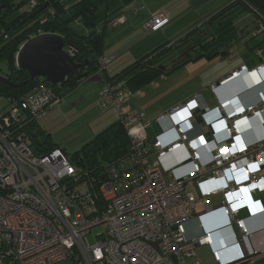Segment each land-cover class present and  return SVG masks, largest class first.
I'll use <instances>...</instances> for the list:
<instances>
[{"label":"built area","instance_id":"2783aa9c","mask_svg":"<svg viewBox=\"0 0 264 264\" xmlns=\"http://www.w3.org/2000/svg\"><path fill=\"white\" fill-rule=\"evenodd\" d=\"M42 1L27 0L22 5L27 8L19 10L31 14ZM117 23L123 18L111 25ZM168 23L167 16L152 15L143 30L156 32ZM254 36L263 37L264 51V23ZM66 52L73 56L72 50ZM107 62L98 60V72ZM251 75L255 85L245 92L264 85V57L253 69L240 65L230 71L210 90ZM124 93V82L112 81L99 95V107L111 106L128 137L126 153L109 165L102 163L100 178L80 169L59 148L38 153L33 147L29 124L60 102L48 85L40 82L20 101L8 99L0 109V264H199L193 248L211 249L213 239L201 226L197 237L187 238L185 225L196 217L198 206L202 216L220 210L238 229L241 244L248 241L245 219L264 213V91L255 92L253 103H241L237 96L212 109L196 94L150 122L143 112L122 110ZM196 111L202 119L198 125L205 120V134L192 135ZM251 120L261 136L246 143L241 125ZM153 123L159 134L151 139L147 128ZM168 134L174 139L164 143ZM180 150L186 158L164 171L160 160ZM185 167L184 174H177ZM213 197L220 199L219 206L211 205ZM100 226L105 230L90 243L88 237ZM248 254L255 252L249 249ZM211 255L219 264L220 254L211 250ZM241 258L242 251L232 262Z\"/></svg>","mask_w":264,"mask_h":264},{"label":"trees","instance_id":"16d2710c","mask_svg":"<svg viewBox=\"0 0 264 264\" xmlns=\"http://www.w3.org/2000/svg\"><path fill=\"white\" fill-rule=\"evenodd\" d=\"M134 1L61 0L57 2L54 0H43L40 6L42 7L44 4L49 3L47 11L29 19L32 13L18 14L17 8L19 5L15 1L0 0L2 9H7V12H15L10 19L11 21H3L0 18V32H3L0 35V64L7 62L9 66L8 72L5 75L0 74V77L12 83L20 84L14 88L0 82V97L18 102L36 84L41 82L48 85L61 101V96L72 91L78 86L80 81L70 77L61 85L53 86L48 84L43 78L30 80L26 71L16 67L15 56L19 48L34 36L46 33L57 34L63 39L64 50L73 51L75 63L82 65L85 61L88 62V66L81 68L79 72H86L88 77L93 76L98 70V60L104 47L103 34L96 30L97 27L105 26L108 23L111 24L112 20L108 21L110 18L117 17L116 20L121 18L120 15L124 13L123 9ZM26 2L27 0H21V4ZM68 2L71 3L68 5ZM66 5H68L67 8H64ZM246 11H254L264 18V0H228L214 13L204 18L203 21H199L198 26L193 27L186 36L176 40L170 47H167L168 43L166 42L161 44L120 73L107 78V82L123 81L127 86L132 85L134 87L147 85L158 75L157 65L160 61L168 57V55H172L171 51L176 45L182 44V50L175 52V56H177V53L179 55L183 51V44L186 42L188 46L201 45L200 49L197 50L198 55L206 57L215 55L227 41L234 38V22ZM202 27H208L210 30L211 39L208 42L198 39V34L201 33ZM194 35L197 37L192 39V37H195ZM180 64L181 60L172 62L170 71L177 68ZM38 120L32 121L28 128L32 136L33 147L36 148L38 153H46L58 148L51 143L50 133L38 128ZM127 148L128 137L120 123L116 121L110 127L94 135L77 152V161H72L94 178H100L99 171L104 168V165L100 162L101 154L107 153L111 159H118L126 153Z\"/></svg>","mask_w":264,"mask_h":264},{"label":"crops","instance_id":"0c3cea01","mask_svg":"<svg viewBox=\"0 0 264 264\" xmlns=\"http://www.w3.org/2000/svg\"><path fill=\"white\" fill-rule=\"evenodd\" d=\"M70 3L71 2H68V5ZM16 4L19 5L17 8V13L20 14L21 12L19 9L23 4H21V1L17 2ZM48 7L44 11H47ZM128 8L129 9L132 8L131 13L134 17H137L139 15L138 14L139 11H142L141 13L145 15V20L140 25L142 27V30H143V25L150 19L152 15L161 14V15L167 16L168 18V12L162 11V8L160 9L159 7L147 6L141 0L139 1L135 0L133 3L127 5L123 9V12L126 11ZM43 12H41L40 14H42ZM123 14L120 15L121 18H123V23H117L114 26L108 23L105 26L103 25L101 26V31L99 30V27H97L98 29L96 30L99 33H102L105 35L108 30H115L118 27L125 25L127 20L125 19ZM245 16L246 18L242 20L240 23H245L248 20V17L250 16L254 18L253 20H248V22L246 23L247 24L246 26H248V30L247 29L244 30L243 28L244 26L237 25L234 22V26H235L234 38L230 41H227L224 44V46H222L218 50V53H216L215 55L210 56V57L198 55L197 53L198 49L195 51L196 53L190 52L188 58L187 57L185 58L184 51L179 53V55L177 53V56H175L176 53H174L173 54L174 59L172 62H175V60L176 61L181 60V64L177 68L172 69L170 71V69L168 70V69H165L164 67L161 68L160 66H158L165 59L164 58L157 65V70L159 71L158 75L147 85H144L142 87L141 86L134 87L132 85L127 86V84L124 83V86H125V93H124V100H123V110L125 108L124 112L127 113L128 115H132L136 112H143L145 122H150L152 119L156 118L160 114H163L169 109H171L172 107L183 103L188 98L196 94L200 95L201 102L209 109L214 108L217 102L219 101L227 100V99L237 97V96L239 97V99L242 100V101L239 100L241 103L244 102L245 104H247V103L255 102V99H256L255 92L257 90L264 91V85L258 86L251 92H245L247 87H251L255 85L256 78L252 75L243 76L241 79L233 81L226 86L219 87L213 93L210 90V86L215 85L218 82V80L226 76L230 71L237 69L240 65H246L249 69H253L261 62V59L264 57V51H262L263 37L254 36L255 29L264 23V18L259 16L254 11H246L239 19H242ZM116 18L117 17L110 18L108 21L116 20ZM200 21H203V20H200ZM163 28H161L160 30L156 32H148L147 35L151 33H158ZM48 34H51V33H48ZM199 34H198V37H199ZM160 37L156 38V40L150 43L148 48H146V50H149L148 52L154 50L161 44L165 43V42L161 43L162 41ZM196 37L197 36L192 37V39ZM135 41L136 39H133L129 43L123 45L119 51L112 52V53L105 51L106 49L105 47H103V51L99 59L108 60V62L106 63V66L104 67L105 72L104 71L98 72L97 70L95 74L100 77L99 81L93 82L96 85L94 89L96 91L97 98L101 94L104 88V85L107 82V78L116 75V74L114 75L108 74L107 64L110 61L116 59L115 56L117 55L118 52H121V51L123 52L124 49L126 50V48H130V46ZM175 41H168L169 43L167 47H170V45H172V43H175ZM185 44H187V42ZM249 52H253L254 58L252 59L250 58V56L248 55ZM258 52H260V54H258ZM144 56L145 55H143L142 57ZM178 73H182L181 78L180 77L175 78V76H172V75H177ZM85 83L87 82L80 80V83L78 84V86L79 85L81 86L78 89H80L81 87L85 89L83 86V84ZM101 85L103 86L101 87ZM146 87H148L146 92H143V90ZM129 92H131L132 94L128 96ZM204 92L209 94L210 96L209 101H208V98L204 97V94H203ZM83 100H84V96L80 97V99L77 102L79 103V102H82ZM77 102H74L72 107L75 106ZM153 104H156L155 109L158 108V110L155 111L153 109H149L146 111V109H148L149 106ZM43 116L40 118L39 121L43 119ZM153 124H151V126ZM195 125L196 127L194 131L192 132V135L207 133L206 126H205V120L202 126L198 125L197 123ZM41 126L42 128H45L44 124H42ZM149 127L150 126H148V128ZM241 127L244 130L246 129V131H244L242 134V139L244 142L251 143L260 138L261 129L257 127L254 120H251L250 122H248V124L243 123ZM38 128L44 131V129H42L39 125H38ZM148 128H147V133H148ZM173 139H174V136H172V134H168L167 136L163 137V142L167 143ZM203 156L205 155L203 154ZM179 161L180 160H177L176 162H174L173 163L174 166H177ZM185 171H187V167L177 170V174H184ZM259 196L260 195H257L256 197L259 198ZM213 201H215V203ZM210 203L213 207H217L220 205V199L218 197H213L210 199ZM198 207L195 210L196 219L194 218L192 221H195L198 224L200 233L202 232L200 229V226L205 231L211 233L212 239H213L211 250H215L220 254L221 264H228L232 262L233 260H235L238 256H240V253L241 251H243V248L247 251V253L249 252V249H253L255 254H257V257L255 258V262L257 264H264V213H262L259 216L253 217V218L245 219V225L251 234L248 237V241L245 240L243 244H241V241H240L241 235L238 229L236 228L234 224H230L227 221V219L223 216L220 210H216L212 214L202 216L201 208H198ZM198 214H200L199 218H197ZM240 217L245 218L246 217L245 213L242 212L240 214ZM235 228L239 233V236H240L239 238L236 237ZM197 236H194L191 239Z\"/></svg>","mask_w":264,"mask_h":264},{"label":"rangeland","instance_id":"374dc122","mask_svg":"<svg viewBox=\"0 0 264 264\" xmlns=\"http://www.w3.org/2000/svg\"><path fill=\"white\" fill-rule=\"evenodd\" d=\"M21 0H15V2H20ZM139 1V0H138ZM147 6H154L162 8V11L168 12L169 23L158 33L145 34L144 30L140 26L145 20V15L139 11V17H134L131 13V9L124 11L123 16L125 17L126 24L118 27L115 30H108L107 33L103 34L105 51L112 53L119 51L120 48L136 39V41L130 46V48L124 49L122 52H118L115 56V60L110 61L107 64L108 74H118L129 65L138 61L143 55L148 54L149 50H146L151 42L156 40V38H161V43L168 41H175L183 36L193 28L198 26V22L203 20L206 16L214 13L221 5L225 4L228 0H141ZM26 6H22V10H25ZM13 9V8H10ZM15 12H7V9L3 8L0 11V18L3 21H8L14 16ZM246 16L242 19L235 21L237 25L244 26V30H248L246 26L248 20H253V17H248L245 23H240L244 20ZM11 21V20H10ZM98 29V28H97ZM202 31L199 34L198 39H203L204 41H210V30L208 27H202ZM101 31V27L99 26ZM157 34V35H156ZM195 36V35H194ZM167 38V40H166ZM160 43V44H161ZM182 44L176 45L172 52V55L166 57L158 66L165 69H171V64L173 61V54L182 50ZM184 45V44H183ZM186 45V44H185ZM184 45V46H185ZM176 50V51H175ZM250 58H254L253 52H249ZM129 61V62H128ZM9 66L7 62H2L0 64V74L5 75L8 72ZM175 78L182 76V73H178ZM104 85V83H103ZM101 85V87L103 86ZM81 85L73 89L72 91L63 94L59 104L53 106L49 111L43 116V119L39 121L38 125L42 128V124L45 125V132L50 133V141L56 147L64 151V153L71 158L73 161H77V152L91 140V138L103 131L104 129L113 125L117 118L115 116L114 110L109 106L106 110H103L98 105V99L96 96V91L94 87L95 83L87 82L83 84L82 87L78 89ZM148 87H146L143 92H146ZM181 88V87H180ZM179 88V89H180ZM183 88V87H182ZM185 88V87H184ZM99 94V93H98ZM132 94L129 92L128 96ZM144 94V93H143ZM204 97L208 98L209 94L204 92ZM84 96L82 102H77L80 97ZM77 102L75 106L72 107L73 103ZM8 99L5 97H0V109L6 106ZM157 104V103H156ZM156 104L149 106L147 110L153 109L155 111ZM123 110V108H122ZM125 110V108H124ZM123 110V111H124ZM153 120V119H152ZM151 120V121H152ZM148 133L150 138L153 139L159 134V128L156 124H153L148 128ZM185 153L180 150L169 154L162 160H160V166L165 171L174 166V162L177 160L185 159ZM154 157L148 159V163L152 164L154 162ZM76 165V164H75ZM79 168H81L79 166ZM215 203V201H213ZM200 208V207H198ZM105 227L100 226L93 229L92 234L88 237L90 243L93 242V236L104 231ZM187 238L190 240L192 237L197 236L200 231L198 224L192 221L186 225ZM236 237H240L238 231L235 228ZM195 257L193 258L199 264H216L211 256V249L209 247L193 248Z\"/></svg>","mask_w":264,"mask_h":264},{"label":"water","instance_id":"95a60500","mask_svg":"<svg viewBox=\"0 0 264 264\" xmlns=\"http://www.w3.org/2000/svg\"><path fill=\"white\" fill-rule=\"evenodd\" d=\"M13 1L14 0H11V2ZM54 1L59 2L61 0ZM48 6L49 3L44 4L42 7L33 12L32 15L29 16V19L39 15ZM64 49L65 45L63 39L57 34L46 33L34 36L19 48L15 56L16 67L26 71L30 80L43 78L48 84L53 86L61 85L67 78L70 77H73L76 81L83 80L92 83L100 80L98 75L88 77L86 72L80 73L79 70L88 66V62L85 61L82 65L75 63V57L69 56ZM186 57H189L188 52H185V58ZM0 82L14 88L20 85L12 83L3 77H0ZM200 116V112L196 111L195 121L197 124L202 123ZM114 161L115 159H111L107 153H103L100 156L101 163L109 165ZM256 257L257 254L249 255L243 248L242 258L228 264H255Z\"/></svg>","mask_w":264,"mask_h":264},{"label":"flooded vegetation","instance_id":"af4514ba","mask_svg":"<svg viewBox=\"0 0 264 264\" xmlns=\"http://www.w3.org/2000/svg\"><path fill=\"white\" fill-rule=\"evenodd\" d=\"M0 7H1V10H2V6H0ZM200 47H201V45H194V46L185 45L184 48H183V51H184V54H185V52H188V53L195 52L197 49H200Z\"/></svg>","mask_w":264,"mask_h":264},{"label":"snow or ice","instance_id":"6c2138e0","mask_svg":"<svg viewBox=\"0 0 264 264\" xmlns=\"http://www.w3.org/2000/svg\"><path fill=\"white\" fill-rule=\"evenodd\" d=\"M253 167H255V166L253 165Z\"/></svg>","mask_w":264,"mask_h":264},{"label":"clouds","instance_id":"9594fccd","mask_svg":"<svg viewBox=\"0 0 264 264\" xmlns=\"http://www.w3.org/2000/svg\"><path fill=\"white\" fill-rule=\"evenodd\" d=\"M202 120V119H201Z\"/></svg>","mask_w":264,"mask_h":264}]
</instances>
